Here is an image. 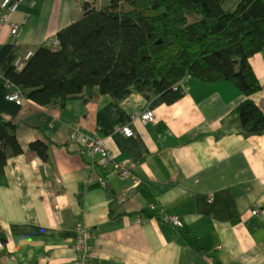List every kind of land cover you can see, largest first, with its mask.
I'll return each mask as SVG.
<instances>
[{
	"label": "crops",
	"instance_id": "0c3cea01",
	"mask_svg": "<svg viewBox=\"0 0 264 264\" xmlns=\"http://www.w3.org/2000/svg\"><path fill=\"white\" fill-rule=\"evenodd\" d=\"M87 1L111 0H22L1 19L0 49L51 42ZM15 21L23 22L19 35ZM251 52L261 76L252 97L264 110V47ZM183 86L173 102L134 90L54 106L8 99L0 72V114L18 123L26 145L0 174V230L7 236L0 264H76L82 226L92 232L96 264H213L210 254L223 264H264V132L241 127L236 109L247 95L235 82L188 76ZM147 107L157 120L132 118ZM126 124L132 135L123 132ZM74 129L104 135L131 175L111 169L105 153L82 150ZM38 138L49 143L47 159L30 147ZM165 212L180 213L184 226L164 219Z\"/></svg>",
	"mask_w": 264,
	"mask_h": 264
},
{
	"label": "trees",
	"instance_id": "16d2710c",
	"mask_svg": "<svg viewBox=\"0 0 264 264\" xmlns=\"http://www.w3.org/2000/svg\"><path fill=\"white\" fill-rule=\"evenodd\" d=\"M55 38L58 44L33 48L22 66L15 61L27 49L16 42L0 49V72L27 98L65 106L71 97L124 98L138 90L173 102L184 94L188 76L231 80L247 95L236 109L241 127L264 132V110L252 97L261 88V76L251 52L264 47V0L87 1L82 15ZM29 144L49 157L47 141ZM24 151L18 123L0 114V174L10 157ZM0 239L7 241L1 230ZM210 257L213 264H223L215 254Z\"/></svg>",
	"mask_w": 264,
	"mask_h": 264
},
{
	"label": "built area",
	"instance_id": "2783aa9c",
	"mask_svg": "<svg viewBox=\"0 0 264 264\" xmlns=\"http://www.w3.org/2000/svg\"><path fill=\"white\" fill-rule=\"evenodd\" d=\"M22 0H0V24L1 19H9L11 13L15 12L21 4ZM23 29V24H19L17 22L12 23V31L14 34L19 35ZM53 42L55 44L59 43L58 38H54ZM34 49L29 48L27 51L20 53L15 61L17 66H22L33 54ZM7 84L9 90L7 92V97L10 100H14L18 103H22L25 99V94L22 89L12 85L8 79ZM132 118L139 119L142 122L146 123L149 121H155L158 118V113L151 107H147L142 111H136L131 114ZM123 132L126 135H132L134 133V129L131 125H124L122 127ZM73 134H77V129L73 130ZM81 144L84 151L88 153L95 152H103L106 155L107 161L112 162L111 169H114L118 172H121L123 175L129 176L131 175V168L129 167L128 160H116L114 159V153L111 149L108 148L106 143V137L102 134H86L80 133ZM101 181L104 184H107V177L101 176ZM142 180L140 176L134 177V183H139ZM124 200L123 197L118 199V203H122ZM254 212H258L259 208L255 207L253 209ZM163 218L167 221L174 223L177 226H184L185 222L183 216L180 213H171L165 212ZM75 246L78 249V257L76 260V264H96L97 255L95 253V248L93 246L92 241V232L86 226H82L79 230V235L77 236V240Z\"/></svg>",
	"mask_w": 264,
	"mask_h": 264
},
{
	"label": "rangeland",
	"instance_id": "374dc122",
	"mask_svg": "<svg viewBox=\"0 0 264 264\" xmlns=\"http://www.w3.org/2000/svg\"><path fill=\"white\" fill-rule=\"evenodd\" d=\"M233 2H234V0H233ZM228 4V3H227ZM15 22H17V23H19V24H23V22H20V21H15ZM51 41H53V40H51ZM78 132H77V135H79L80 133H82L81 131H79V130H77ZM87 134V133H86ZM75 135H76V133H75ZM79 138H80V135H79ZM81 140V139H80ZM102 176H104V175H102ZM100 182L102 183V184H104L102 181H101V179H100Z\"/></svg>",
	"mask_w": 264,
	"mask_h": 264
},
{
	"label": "bare ground",
	"instance_id": "6f19581e",
	"mask_svg": "<svg viewBox=\"0 0 264 264\" xmlns=\"http://www.w3.org/2000/svg\"><path fill=\"white\" fill-rule=\"evenodd\" d=\"M82 150H83V147H82Z\"/></svg>",
	"mask_w": 264,
	"mask_h": 264
}]
</instances>
